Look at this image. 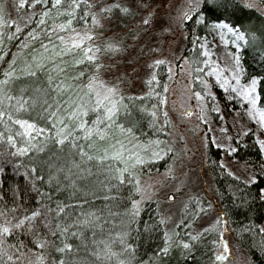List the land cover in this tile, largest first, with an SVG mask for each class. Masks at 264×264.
Listing matches in <instances>:
<instances>
[{"label": "trees", "instance_id": "16d2710c", "mask_svg": "<svg viewBox=\"0 0 264 264\" xmlns=\"http://www.w3.org/2000/svg\"><path fill=\"white\" fill-rule=\"evenodd\" d=\"M88 2L0 0V85H4V96L8 98L4 104L10 115L6 123L14 130V120L21 118L37 129L31 136L39 139L43 130L52 131L49 132L51 139L55 135L52 149L46 151L47 141L39 147L32 146L29 139L15 140L0 129V264H219L216 250L224 232L231 233L239 254L250 264H264V160L262 147L255 137H247L246 144H239L237 148L239 157L262 165L253 181L227 171L220 160V150L214 148L209 139L206 140L205 161L198 164L203 165L204 178L208 179V188L201 193H211L208 206L221 211L225 229L209 224L196 228L195 223L200 221H193L204 217L205 213L211 214L202 211L206 196L199 197L200 192L186 197V203L190 202L185 204L188 209L201 208L189 220L186 207L177 209L172 218L164 216L162 203L157 198H147L134 208L140 193L132 181L122 175L125 167L117 170L118 175L105 176V182L100 185H88L94 191L83 199H73L74 184L83 192L76 177L68 179L72 183L55 184L53 172L41 160L45 156L60 160L61 149L57 145L65 138L78 139L80 158L90 164L97 160L95 157L103 155L96 150L104 149V145L89 147V137L69 127L68 116L57 122L62 109L60 101L66 99L64 83L81 87L86 95L95 97L89 83L104 78L100 72L103 59L121 55L122 49L127 50L128 42L132 41L137 44L138 40H144L143 46L152 45V50L145 51V57L154 55L163 46L160 31L153 38L145 35L147 31H120L131 25L134 14L119 4L110 16L113 26L88 36L86 43L81 42L79 46L69 44L64 38L67 33L71 32V36L84 33L85 27L93 21ZM184 27L170 55L174 64L187 58L194 77L198 72L199 77H205L208 65L198 54L202 47L207 48L211 55L220 57L224 67L234 72L245 86L255 87L254 96L250 94L254 110L263 113L264 14L239 0H202ZM124 32V41L108 49L107 39ZM116 50H120L118 55ZM94 51H99L101 56L93 59ZM153 72L158 75L157 85L153 84L140 96H124L123 106L114 115V124L109 129L113 135L108 137L113 142L108 146L114 144L115 152L129 151L127 148L136 143L152 145L154 156L145 158L144 155L139 159L144 162L141 171L149 174L179 163L175 149L182 148L186 152L184 145L196 142L201 133L194 125L177 123L175 138L165 137L164 131L172 127L167 118L169 111H164L162 105L165 94L160 87L162 82H167L166 67L161 62L154 63L145 68L144 74L137 73L140 77L136 78L143 80L144 88L151 83L148 81ZM12 82L18 85L8 89L7 83ZM241 97L231 94V106L240 108L250 102L244 100L243 103ZM46 108L52 110L49 124L42 116ZM77 120L79 126L87 125L83 112L78 113ZM134 160L132 158L130 165ZM105 173L108 174L106 170ZM186 190L191 192L188 186L180 189L181 193H188ZM91 212L101 216L98 232L74 222L79 214L87 216ZM119 228L124 236L120 243L117 237H112L117 236ZM185 229L188 234L184 233ZM99 246L108 248L112 255H101Z\"/></svg>", "mask_w": 264, "mask_h": 264}, {"label": "rangeland", "instance_id": "374dc122", "mask_svg": "<svg viewBox=\"0 0 264 264\" xmlns=\"http://www.w3.org/2000/svg\"><path fill=\"white\" fill-rule=\"evenodd\" d=\"M102 1V4H98ZM116 1H119V3ZM201 1L202 0H89L88 7L93 14L92 23L88 27H85L84 33H74L73 36H71L72 33L69 32L65 35L64 38L65 40L68 39L69 44L72 43L73 45L79 46L81 42L86 43L88 36H94L98 33L97 31H104L107 26H113V19L110 17L112 16V9L120 5V7L125 6V9L128 8L129 11L134 14V20L131 25L124 27V29L122 28L120 31H147L145 35H148L149 38L155 37L154 35H157L155 33L160 31V35H162L161 40L164 38L162 48L157 49L154 55L150 57H145L144 53L147 50H152V45L145 47L143 46L145 41L138 40L137 44L133 43V41L128 42L129 47L127 50L122 49V56L118 55L120 50H116V54L118 55L116 58L111 57L109 59H103L104 64L100 67V72L101 76H104V78H98L99 80H94L89 83L95 97L86 95V90L81 87H74L71 84L64 83L66 85H64L65 93H63L66 99H61L60 101L62 109L59 113V118H57V122H62L64 117L68 116L71 119L69 127H72L75 132L80 133L82 131V136L89 137L88 140L89 143H91L89 147L94 144L99 147L104 145L103 150H96L103 153V155L95 157L97 160H94L93 163L90 164V162L80 158L81 153L78 139L72 137L68 139L67 137L63 140L62 144L57 145V148L61 149V151H59L61 154L60 160L59 157L58 159L57 157L50 159L46 156L41 160V162L45 163L49 170L53 172L52 178L56 180L55 184L58 186H63L71 182L69 181L71 176L76 177V180L79 182L78 187L81 188L83 192L80 193L77 186L73 183L75 186V188L72 186L75 192L73 194V199H78L79 197L83 199L90 193L92 194L94 190L89 188L91 185L94 183L95 185H100V182H105L103 179L105 176L113 177L118 175L117 170L120 167H125L127 170L124 168L122 175L127 180L132 181L133 185L140 193V197L135 202V205H133L134 208L139 207L142 201L147 198H157L162 203L161 209L164 212V216L172 218L174 215L173 213H175L177 209L183 210L190 203H186V197L188 195L200 192L199 197L206 196L203 199L204 202L206 201L205 204H203L202 200H199V202L203 204L202 211L211 212V214L209 213L207 215V213H205V215H203L204 217H199L200 219L193 221H200V223H195L197 225L196 228L206 224L212 227L226 228L221 211L213 208L211 209L210 206H208V204H211L210 202L212 200L210 197L211 193H201L207 190L208 179L204 178L205 173L202 167L203 165L199 166L198 164L205 161L206 140L209 139L213 147L220 150V160L227 171L246 181H253L262 165L260 163L255 164L249 162L239 157L237 148L239 144H246L247 137H255L262 147L264 160V111L263 113H259L254 110L255 104L250 94L253 93L252 95L254 96L256 92L255 87L245 86L241 79L233 74L234 72L224 67L221 58L211 55L207 48L202 47V50H200L198 54L201 59L205 58V63L208 65L205 77H199L200 72H198L196 68L198 73H195L194 77V72H192L187 58H183L181 63L177 65L171 60L170 55L174 50L179 34L185 31V23ZM239 1L264 14V3L261 0ZM234 33L238 34V32ZM124 34L125 32L123 34L110 36L107 39L108 49L112 50L117 43L122 42V40L125 39ZM44 45H46V42ZM99 56H101L99 51H94V54H92L93 59ZM98 62L101 63L100 60ZM158 62H161V64L166 67V72L168 73V76H166L167 82H162L160 84L162 88L161 93L165 94L164 98L162 97V105L164 111H169L167 118L172 122L170 131H164L165 137H171V139L175 138L178 133L177 123H184L188 126L194 125L193 127L199 128L201 133L196 142L192 141L184 145L186 152H184L182 148L175 149V152L178 154L177 156H179V163L156 174H149L141 171L140 167L144 162H139V159L144 158V155L146 156L145 158L154 156L155 150L152 145L136 143L131 144L132 146L127 148L130 149L129 151L122 149L120 152H115L114 144L108 146L113 143L108 137L113 135V133L109 132V129L111 124H114V115L117 114V111L123 106L121 100L124 96L127 94L140 96L144 94L145 91H149L153 84L154 86L157 85L158 75L154 72L148 81L151 83H147L146 87H144L146 89L142 87L143 80H137L136 76L140 77L137 73L144 74L146 67H151L154 63ZM104 71L106 72L103 73ZM13 84L14 82L11 84L7 83V88H16V85H18L17 82ZM3 86L4 85H0V129L14 136L15 140H18V138L22 140L29 139L28 142L32 144V146L34 144L39 147L41 143L43 144L44 141H47L49 146L46 147V151H50V149H52L50 146L53 145L55 140V135L52 139L49 135V132H52L51 130H43L38 139L31 136V133L35 132L37 129H35L33 123L27 120L21 118L14 120L16 121V123H14L16 130H13L7 125L6 119L10 118V115L9 111L5 108L6 104H4V101L7 103L6 99L8 98L4 96L6 92ZM142 89L144 90L142 91ZM231 94L238 97L242 95V102L244 100L250 102L247 105L244 104L240 108H235L230 104ZM255 99H257V97ZM248 105L252 106V110L247 108ZM187 110H191L189 115L186 114ZM82 112L83 115L87 117V125L81 124V126H79L77 115ZM51 114L52 110L46 108L42 115L45 123L49 124V117ZM117 118H119V116H117ZM114 133L115 136H117L118 132L114 130ZM22 144H24V142ZM143 150L145 151L144 153ZM44 153L45 152H43V154ZM132 158H135V160L132 162V165H130ZM105 170L108 174L105 173ZM60 179L64 180V182L59 181ZM187 186L191 192L189 193V191L186 190L188 193H181L180 189L184 187L187 188ZM170 193L173 194L174 200L168 199ZM187 209L188 207H186L185 211ZM188 211L189 214L186 218L188 217L189 220L193 219L195 215L201 211V208L195 207L188 209ZM79 217L81 219L78 220ZM79 217H76L74 220L75 223L81 226H90L94 231L100 230L98 219L101 216H97V214L91 212L87 216L79 214ZM262 230L264 231V223L262 224ZM184 233L188 234L186 229ZM112 237H117V242L119 243L121 240L123 241L124 236L121 233V228H119L117 236ZM99 251L103 256L112 255V252L105 246H99ZM216 254V258L220 262L219 264H250L246 258H243L239 254V250H237L235 246V239L231 236V233H222Z\"/></svg>", "mask_w": 264, "mask_h": 264}, {"label": "water", "instance_id": "95a60500", "mask_svg": "<svg viewBox=\"0 0 264 264\" xmlns=\"http://www.w3.org/2000/svg\"><path fill=\"white\" fill-rule=\"evenodd\" d=\"M190 113H191V110H187V111H186V114H187V115H189ZM168 199H169V200H174V196H173L172 193H170V194L168 195Z\"/></svg>", "mask_w": 264, "mask_h": 264}]
</instances>
